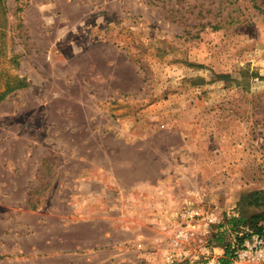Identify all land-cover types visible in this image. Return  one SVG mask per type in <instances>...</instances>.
Listing matches in <instances>:
<instances>
[{
  "label": "rangeland",
  "instance_id": "rangeland-1",
  "mask_svg": "<svg viewBox=\"0 0 264 264\" xmlns=\"http://www.w3.org/2000/svg\"><path fill=\"white\" fill-rule=\"evenodd\" d=\"M71 2L0 0V112L12 114L6 131L11 137L0 147V239L13 246L9 224L14 228L17 220L9 210L25 200L33 170L26 146L53 142L63 153L61 159L50 153L37 192L52 179L56 159L63 161L58 178L65 197L90 192L91 178H100L93 189H107L114 198L119 190L140 194L143 179L173 175L180 179V197L193 200L175 210L169 231L141 227L143 220L133 216L134 228L115 230L113 237L142 234L140 240L149 242L162 236L154 257L168 264L176 212L200 206L218 216L203 238L213 251L222 247L214 255L225 262L230 255L215 245L213 233L224 232L231 253L234 244L260 233L252 217L264 212V0ZM90 10L91 44L77 52L68 39L58 48L55 37L88 19ZM27 58L50 75L43 86L26 87L21 74ZM122 129L128 133L113 134ZM8 161L20 164L19 173L10 171ZM110 176L118 178L113 192ZM255 191V202L243 201ZM55 201L57 214H48L46 227L25 238L26 247L49 238L52 246L64 247L97 241L103 222L92 233L88 222L62 231L59 215L73 206ZM25 217L35 223V216ZM233 217L240 219L237 225ZM139 243L124 255L139 256Z\"/></svg>",
  "mask_w": 264,
  "mask_h": 264
},
{
  "label": "crops",
  "instance_id": "crops-1",
  "mask_svg": "<svg viewBox=\"0 0 264 264\" xmlns=\"http://www.w3.org/2000/svg\"><path fill=\"white\" fill-rule=\"evenodd\" d=\"M66 1L69 3L71 1L87 3L90 4V6L92 2V0ZM61 17L63 19L66 18L65 16ZM68 39L73 40L72 49L75 50L76 48L77 52L84 49L85 45L91 44V10L88 19H81L78 26H74L63 32L60 36L55 37L54 44L57 45L58 48H62L63 44ZM34 52L37 53V50ZM21 75H23L22 77L27 82L26 87L29 88L43 86L46 81L50 80V75L43 71L40 65L32 64L28 58ZM11 118L12 114L0 112V120H3L0 122V147L6 139L11 137V134L6 132L11 127L9 124ZM1 129H4L5 132H1ZM125 129L128 130L127 128ZM125 129L120 130V132L115 130L113 134H116L117 137L125 135L128 133ZM104 130L102 131L103 133ZM138 131L143 133V130ZM58 132H62V129H58ZM9 147L12 149V146ZM25 151V158L31 160L33 170L27 182L24 197L25 200L22 203H19L17 207L15 206V208L9 210L11 212L10 218H13V215H15V221L17 220L14 228L9 224L10 234H8L12 240H14V243L13 246H8L7 248L5 247L7 239H0V262L8 261L14 264L160 263L162 258L160 257L161 255L157 254L158 257L155 258L154 255L156 252L153 250L154 247L158 246L156 239L157 237L159 238V236L156 238L150 236V240L147 242V238L140 240L142 239V234L137 239L133 237L129 239L127 237H124L123 239H115L113 233L115 230L124 232L132 230L135 225V222L132 220L133 216L143 220V222H140L142 224L141 227L144 226L148 228V226L157 225L158 231L163 228L164 232L169 231L168 228L171 223L175 222L173 219L175 210L179 207L189 205L193 200L190 194H185L184 197H180L181 194H179V191L176 188L177 182L180 181L179 178H173V175H163L153 179H143L139 181L143 184L140 188V194L125 195L121 190H119L118 193L113 192L114 188L111 184L116 183L115 181L118 178L115 177L116 175L110 176L107 180V183L110 184L108 185V189L112 190L114 198L109 195L107 189L103 192L93 189L92 184L97 182L100 178H91L90 192L83 193L79 191L77 194H71V197H65L59 188V183H61L62 180L58 178V174L63 162L59 159H56V170L51 177L52 179L49 180L47 187H45V190L37 192L35 189V184H37L42 178V167L46 165L50 153L56 151V155L61 159L63 153L61 146L53 144V142L45 144V142L42 141H34L26 146ZM37 151L42 153L39 159H36ZM7 163V166L12 173H15V175L19 173V163L11 161H8ZM55 200L66 201L73 206V210L67 215H59L61 217L62 231H66L71 224L88 222L91 223L92 233L97 228L98 224L103 222L105 227L97 241L94 240V242L91 238V245H85L84 241H80L73 247H64L52 246V238H49L46 240L45 244L32 240L31 246L29 248L26 247L25 238H27L29 234L35 237L38 227H46L48 214H57L54 205L56 202ZM26 214L35 216V223L27 221L25 217ZM72 216L76 219H73ZM22 234H24V236ZM159 239H163V237L161 236ZM138 242H140L138 244L139 256L127 257L124 255L129 248H133L132 246L135 247ZM150 244L151 246H149ZM220 247L221 246H217L215 250L221 251L222 247ZM143 248H146V251H142ZM142 255L146 258L142 257Z\"/></svg>",
  "mask_w": 264,
  "mask_h": 264
},
{
  "label": "built area",
  "instance_id": "built-area-1",
  "mask_svg": "<svg viewBox=\"0 0 264 264\" xmlns=\"http://www.w3.org/2000/svg\"><path fill=\"white\" fill-rule=\"evenodd\" d=\"M175 216L179 223L177 231L171 236L168 264H199L203 260L207 261L203 264H264V232L253 233L242 243L234 244L228 260L223 262L203 238L210 234L213 224L218 221L214 211L187 206L177 211ZM195 243L198 245L196 248L193 247Z\"/></svg>",
  "mask_w": 264,
  "mask_h": 264
},
{
  "label": "trees",
  "instance_id": "trees-1",
  "mask_svg": "<svg viewBox=\"0 0 264 264\" xmlns=\"http://www.w3.org/2000/svg\"><path fill=\"white\" fill-rule=\"evenodd\" d=\"M260 194L259 191H255V192H251L249 194H247V196L243 197V201H245V199H250L251 203L255 202L258 199V195ZM255 220L253 227H254V231H258L261 232L264 230V223H261L260 221L263 220L264 222V212L258 213V214H254V216L252 217V220ZM240 219H237V217H233L232 218V223L234 225H237L239 223ZM261 223V224H259ZM243 238H240L239 241H242ZM212 240L215 242V245H222L226 248V254L227 256L230 255V243L226 242L225 236H224V232L218 228L217 231H215L213 233V237ZM227 261V259H225V262Z\"/></svg>",
  "mask_w": 264,
  "mask_h": 264
},
{
  "label": "clouds",
  "instance_id": "clouds-1",
  "mask_svg": "<svg viewBox=\"0 0 264 264\" xmlns=\"http://www.w3.org/2000/svg\"><path fill=\"white\" fill-rule=\"evenodd\" d=\"M48 22H49V23H51V21H50V20H49Z\"/></svg>",
  "mask_w": 264,
  "mask_h": 264
}]
</instances>
